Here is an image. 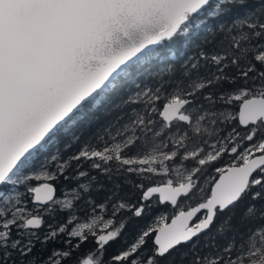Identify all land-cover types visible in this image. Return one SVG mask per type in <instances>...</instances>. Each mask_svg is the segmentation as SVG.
Listing matches in <instances>:
<instances>
[{
    "label": "snow or ice",
    "instance_id": "snow-or-ice-1",
    "mask_svg": "<svg viewBox=\"0 0 264 264\" xmlns=\"http://www.w3.org/2000/svg\"><path fill=\"white\" fill-rule=\"evenodd\" d=\"M0 264H264V0H0Z\"/></svg>",
    "mask_w": 264,
    "mask_h": 264
},
{
    "label": "trees",
    "instance_id": "trees-1",
    "mask_svg": "<svg viewBox=\"0 0 264 264\" xmlns=\"http://www.w3.org/2000/svg\"><path fill=\"white\" fill-rule=\"evenodd\" d=\"M58 246H60V245H58ZM115 246H116V245H113V247H115ZM94 247H95L94 243H92V242L90 241L89 243H87V244H85V245L82 246V248H81V252L85 251L86 249L94 248ZM109 251H111V249H110Z\"/></svg>",
    "mask_w": 264,
    "mask_h": 264
}]
</instances>
